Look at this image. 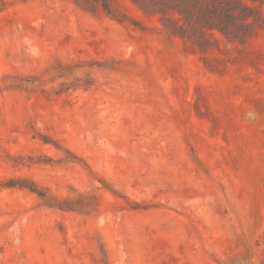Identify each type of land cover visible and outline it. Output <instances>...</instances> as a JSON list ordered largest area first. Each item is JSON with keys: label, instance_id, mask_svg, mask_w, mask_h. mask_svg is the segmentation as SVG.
I'll use <instances>...</instances> for the list:
<instances>
[{"label": "rangeland", "instance_id": "obj_1", "mask_svg": "<svg viewBox=\"0 0 264 264\" xmlns=\"http://www.w3.org/2000/svg\"><path fill=\"white\" fill-rule=\"evenodd\" d=\"M113 3L0 0V264H264V29Z\"/></svg>", "mask_w": 264, "mask_h": 264}, {"label": "trees", "instance_id": "obj_2", "mask_svg": "<svg viewBox=\"0 0 264 264\" xmlns=\"http://www.w3.org/2000/svg\"><path fill=\"white\" fill-rule=\"evenodd\" d=\"M93 7H102L108 14L123 20L125 14L116 15L113 0H87ZM146 15H158L169 33L191 41L207 51L220 33L228 42L246 44L249 38L264 29V14L255 5L244 0H132ZM36 192L50 206L71 209L70 199L49 194L36 182L20 184Z\"/></svg>", "mask_w": 264, "mask_h": 264}]
</instances>
